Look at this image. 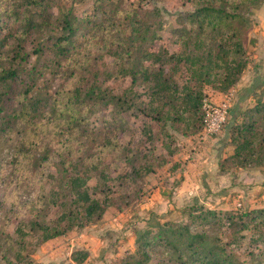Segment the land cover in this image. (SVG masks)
I'll list each match as a JSON object with an SVG mask.
<instances>
[{
    "label": "trees",
    "instance_id": "1",
    "mask_svg": "<svg viewBox=\"0 0 264 264\" xmlns=\"http://www.w3.org/2000/svg\"><path fill=\"white\" fill-rule=\"evenodd\" d=\"M190 1L170 29L177 45L170 52L161 44V12L143 0L131 6L127 0H92L81 13L73 0H0V134L23 123L29 148L45 145L29 157L34 167L53 157L65 193L66 212L49 225L43 218L56 201L47 193L39 198L37 219L29 225L43 241L99 221L113 205L106 194L93 196L88 184L93 177L105 181L106 157L110 168L125 163L129 178H141L146 167L151 172L150 162L161 166L165 158L150 142L172 136L170 130L201 133L205 87L227 93L248 68L255 9L264 0ZM114 79L126 84L113 87ZM253 98V106L233 109L224 126L233 149L220 159V174L264 171V81ZM99 106L110 110L96 130L90 119ZM136 122L143 138L134 146L120 142L119 134ZM182 212L183 219L148 222L137 232L134 252L115 264H264V208L215 210L190 203ZM209 222L219 230L206 229ZM221 228L232 234L227 242ZM246 232L251 243L242 259L234 247ZM0 241L11 261L13 237L3 228ZM88 255L80 250L73 260L82 264Z\"/></svg>",
    "mask_w": 264,
    "mask_h": 264
},
{
    "label": "rangeland",
    "instance_id": "2",
    "mask_svg": "<svg viewBox=\"0 0 264 264\" xmlns=\"http://www.w3.org/2000/svg\"><path fill=\"white\" fill-rule=\"evenodd\" d=\"M139 1L141 0H127V6H131L129 2L136 4ZM144 1L150 6H156L164 18L161 44L167 46L170 52L176 51L177 45L170 41V29L175 23L176 14L192 7L191 1ZM73 3L81 13L91 5L92 0H73ZM259 8L255 9V15ZM254 19L257 23L255 16ZM250 38H253L251 34ZM252 46L253 44H249V52H252ZM177 77L180 82L186 80L181 72ZM57 84L58 82L54 87ZM109 84L120 88L126 81L114 79ZM208 90L210 88L206 86L203 98L207 97L213 102L222 101L213 100ZM233 102L234 98L231 99V106ZM109 110L110 106H99L96 109L90 119L96 130L102 129L101 118ZM138 124L136 122L120 133V142L134 146L143 138ZM224 129L225 127L222 131ZM170 132L172 136L150 142L156 152L164 156L165 161L161 166H156L157 162H150L154 169L148 172L146 167L147 170H142L141 178L126 177L128 166L125 163L110 168V157H106L102 166L108 170L105 181L100 184L97 177H93L88 184L93 196L103 198L106 194L113 205L106 209L99 221L75 226L63 235L44 241L41 232L30 230L29 221L37 219L36 205L44 193L56 201L45 212L43 220L46 224L57 222L65 214V193L59 187L61 180L58 179L59 166L52 157L34 167L29 157L35 152L40 154L45 145L43 149L34 148L36 151L30 149L25 141L26 126L23 123L19 122L13 129L0 134V229H5L13 237L12 250L7 253L11 261L4 258L8 247L4 241H0V264H77L73 260V254L80 250L89 252L82 264H115L128 252H134L137 232L144 229L148 222L164 221L166 218L183 219L185 216L182 215V209L190 203L204 204L215 210H245L255 206L264 208V198L261 197L263 193L260 191L261 186H264L263 170L249 167L220 174L211 169V165H202V156L205 154L203 143L215 135L201 139L200 133L183 136L177 132L172 133V130ZM103 183L106 185L102 187ZM255 188L259 191H255ZM218 227L213 222L205 224L210 232L218 231ZM220 234L226 242L232 235L228 228H221ZM249 236L246 232L234 247L242 259L248 258L251 243ZM228 247L231 248L229 245ZM164 255V259L168 258L166 253ZM159 258L156 257L155 262Z\"/></svg>",
    "mask_w": 264,
    "mask_h": 264
},
{
    "label": "crops",
    "instance_id": "3",
    "mask_svg": "<svg viewBox=\"0 0 264 264\" xmlns=\"http://www.w3.org/2000/svg\"><path fill=\"white\" fill-rule=\"evenodd\" d=\"M255 18L257 23L250 32L251 36L255 39L252 46L253 50L249 52L250 64L240 81L227 93L213 91L210 87V90H208L212 99L216 101L224 100L228 93L232 94L234 102L229 110L228 119L231 118V111L233 109H245L254 105L255 101L253 94L255 88L259 83L264 81V5L257 10ZM221 132L222 136H220ZM221 132L215 134L210 140H205L206 144L203 143L205 145V149L203 150L205 154L202 156V165H206L207 167L211 165V169L213 168L216 172L219 171L218 165L220 159L230 154L233 149V147L228 144V134L225 129ZM201 139H207V137L201 136ZM261 185H263V183H261ZM258 188H255V191H259ZM260 191L263 193L261 197L264 198V186L263 188L261 186ZM254 208H259V206H255Z\"/></svg>",
    "mask_w": 264,
    "mask_h": 264
},
{
    "label": "built area",
    "instance_id": "4",
    "mask_svg": "<svg viewBox=\"0 0 264 264\" xmlns=\"http://www.w3.org/2000/svg\"><path fill=\"white\" fill-rule=\"evenodd\" d=\"M232 94H227L221 102H213L205 97L202 101V110L205 117V126L200 133L202 137L215 135L222 131L229 116Z\"/></svg>",
    "mask_w": 264,
    "mask_h": 264
}]
</instances>
